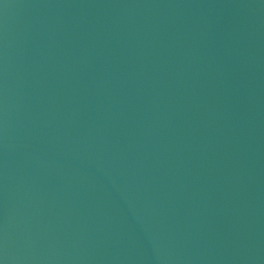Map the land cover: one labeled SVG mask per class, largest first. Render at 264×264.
<instances>
[{
	"label": "water",
	"instance_id": "obj_1",
	"mask_svg": "<svg viewBox=\"0 0 264 264\" xmlns=\"http://www.w3.org/2000/svg\"><path fill=\"white\" fill-rule=\"evenodd\" d=\"M3 264H264V0H0Z\"/></svg>",
	"mask_w": 264,
	"mask_h": 264
},
{
	"label": "snow or ice",
	"instance_id": "obj_2",
	"mask_svg": "<svg viewBox=\"0 0 264 264\" xmlns=\"http://www.w3.org/2000/svg\"><path fill=\"white\" fill-rule=\"evenodd\" d=\"M0 264H3V260H0Z\"/></svg>",
	"mask_w": 264,
	"mask_h": 264
}]
</instances>
